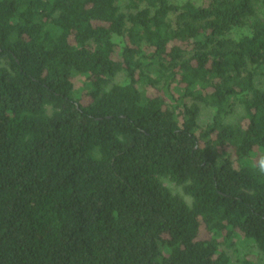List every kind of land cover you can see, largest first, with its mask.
<instances>
[{
	"label": "trees",
	"instance_id": "trees-1",
	"mask_svg": "<svg viewBox=\"0 0 264 264\" xmlns=\"http://www.w3.org/2000/svg\"><path fill=\"white\" fill-rule=\"evenodd\" d=\"M261 160L264 0H0V264H264Z\"/></svg>",
	"mask_w": 264,
	"mask_h": 264
},
{
	"label": "clouds",
	"instance_id": "clouds-1",
	"mask_svg": "<svg viewBox=\"0 0 264 264\" xmlns=\"http://www.w3.org/2000/svg\"><path fill=\"white\" fill-rule=\"evenodd\" d=\"M259 170L262 174H264V160H261L260 163H259ZM188 183V182H186ZM190 198V196L188 197Z\"/></svg>",
	"mask_w": 264,
	"mask_h": 264
},
{
	"label": "rangeland",
	"instance_id": "rangeland-1",
	"mask_svg": "<svg viewBox=\"0 0 264 264\" xmlns=\"http://www.w3.org/2000/svg\"><path fill=\"white\" fill-rule=\"evenodd\" d=\"M201 2V0H199ZM174 188V187H173ZM175 189V188H174Z\"/></svg>",
	"mask_w": 264,
	"mask_h": 264
}]
</instances>
